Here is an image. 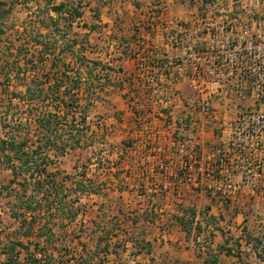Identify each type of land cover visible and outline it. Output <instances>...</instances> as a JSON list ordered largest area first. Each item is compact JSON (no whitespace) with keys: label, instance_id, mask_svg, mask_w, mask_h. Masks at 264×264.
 I'll use <instances>...</instances> for the list:
<instances>
[{"label":"built area","instance_id":"2783aa9c","mask_svg":"<svg viewBox=\"0 0 264 264\" xmlns=\"http://www.w3.org/2000/svg\"><path fill=\"white\" fill-rule=\"evenodd\" d=\"M223 11L218 0L165 22L156 6L130 48L142 103L124 121L140 177L129 189L150 210L175 216L186 207L200 225L192 197L221 207L264 199V15Z\"/></svg>","mask_w":264,"mask_h":264},{"label":"rangeland","instance_id":"374dc122","mask_svg":"<svg viewBox=\"0 0 264 264\" xmlns=\"http://www.w3.org/2000/svg\"><path fill=\"white\" fill-rule=\"evenodd\" d=\"M51 1L54 3L59 2L58 0ZM154 1L156 6H158V13L160 14L161 10L159 8H161V3H158L157 0ZM219 1H221V6L224 8L223 14H227L230 17L264 15V0H235L232 4L228 0ZM44 2L45 0H0V13L11 6L10 13L0 18V137L11 132L14 126L16 127L18 125V120H22L24 127H18V129L24 130L23 136L29 144L34 139V136H32L34 133L33 126L29 122V118L32 116L30 114L32 113V108L35 110L40 107L32 104V102L23 100L25 98L24 95H26V84L30 76L18 75V73L14 74V72L11 76L7 74L8 70H12L15 66L19 68L20 64L23 65L21 66L22 68H25L24 73L26 72L27 66L25 64L28 61L26 57H17L16 50L23 42L24 35L37 33L39 28L37 25L39 21L38 16L46 15L43 12L47 7ZM212 2H218V0H206L204 4ZM244 5L246 7H243ZM230 9L232 11H229ZM67 24V22H64L63 26L65 27ZM50 31L54 33L52 29ZM69 32L70 36L78 38L77 48L81 44L85 47L83 55H85L86 60H98L100 62L99 69H101V66L111 62L113 64V70H119L120 74L116 73L117 75H114V71H109L112 76L110 79L112 86L107 92H102L99 88L101 84L97 83V87L100 89L97 97L98 101L87 110V113L91 115L90 121L95 131L93 133L89 128V130H84L79 133V141L76 148L69 149L66 154H57L59 155L57 156L56 153L59 152L58 150L51 154V161L48 163V167L52 173V177L54 176L56 180H52L51 178L42 180L46 182V187L44 188L43 186L44 191L38 192L37 189L34 191V181L37 180H29L30 182H28L27 180H23L21 176L17 180V183H12L13 172L9 168L11 165H6L7 154L12 155V152L10 150L8 152L0 151V230L4 227L16 228L17 222L11 217V209L13 207L18 208L17 204L21 203L19 199H27V197H23L24 192L28 195L32 194L35 200L41 201L39 207H36L37 209L35 208L36 213L33 216L38 224L45 222L48 218L45 214V209L48 203H53L50 201L53 198L48 194V190L50 189H48L47 184H52V186L56 185V189H54V192L56 191L55 201L58 200L57 202H60V196H67V199L72 198L73 201L79 200L78 206L80 212H82L81 219H92L93 214L96 212V209L93 208L96 202H99V204L102 203V212H110L111 215L117 213L119 207L122 208L123 212H125L124 216L118 217L119 214H117L114 217H105L101 220L106 230L115 231L121 229V226L126 227L124 224L127 221L133 223L132 215L137 211L139 213L135 215H142L141 212H148V216L152 218L151 220L156 221V225L161 227L166 226L167 228L171 224L170 219L167 221L168 212H160L154 209L150 210L147 206L148 204L139 198L136 199L134 204H131L130 200L123 199V194H121V191L130 190L129 184L132 180H138L140 178L135 174L137 169H134L132 164L134 159L128 152L131 138L128 133L129 130L124 124V121L129 119L130 113L132 112L131 107L142 103L140 95L142 91L135 87L132 83L133 81H131L135 74L132 73L134 67L133 71L130 72L122 68V60L126 58L125 55H130L131 45L128 43V39L120 35H111L105 41L90 42L87 40V35L84 32H76L75 30ZM115 42L126 46L122 54L115 51V45L112 46ZM32 50L34 51L35 48L32 47ZM73 59L77 64L81 62L82 58L78 57L77 60L73 57ZM41 64L46 66L45 61L39 63L40 66ZM46 64H49V62H46ZM79 66H83L85 70L87 69L86 65L81 64ZM17 68L15 72H18ZM102 74L101 70H97L93 75L95 78H103L104 75ZM31 118L33 119V117ZM29 144L28 146L31 148L32 144ZM40 158L38 157V160ZM15 160L21 162V160H17L16 158ZM33 168H35V165H33ZM77 178H80L82 182L80 189L74 185ZM18 184H20V187ZM92 191H97L99 197L92 198L90 195ZM100 198L101 200L97 201ZM34 201H27V203H33ZM255 203V201L249 202L247 200L245 204L243 203L244 206L242 207H244L243 213L245 217L242 224L247 227L248 231L244 234L242 233L241 236L246 238L247 235V238L251 240L253 245L257 246V249L264 254V211H258ZM227 205H231V203L226 202L224 206ZM176 209L180 211L185 209V212L188 213V209L184 206L177 207ZM215 216L210 217L209 212H205L200 216V220L203 221L201 227L204 226V228H207L203 239H201V243H205L210 238L213 239V231H221L222 226H224L225 220L222 222L220 213L218 216ZM189 218L194 222L190 216ZM51 223L52 225H48L45 231L47 232V230L49 231L54 228L52 232L54 237L52 238L54 240L53 246L55 247H50L47 250L48 252L54 250L59 251V253L56 252L55 261L50 259L51 262L53 261V264H77V261L72 259L71 256L77 250V245H74L70 241L79 234L78 231H75L79 227H74L73 225V227L71 225H66V227L61 221L53 220ZM98 224L101 225V223ZM90 226H92L91 223ZM145 226L141 224L139 227ZM12 231L10 230L7 234L9 235L7 240L5 239L6 234L3 235L2 233L1 238L3 237V240L0 239V248L3 247L1 245L3 242L7 243L10 239H16V234L10 233ZM34 235L33 233V238H35ZM235 238L237 237L234 233L229 234V239H232L234 246H236ZM217 240L219 239L217 238ZM124 256L126 255L123 254L121 258L116 259L114 264H128L129 259L128 257L124 258ZM255 260L254 264H264V261L261 259L259 261L258 257Z\"/></svg>","mask_w":264,"mask_h":264},{"label":"trees","instance_id":"16d2710c","mask_svg":"<svg viewBox=\"0 0 264 264\" xmlns=\"http://www.w3.org/2000/svg\"><path fill=\"white\" fill-rule=\"evenodd\" d=\"M46 6V10H43L46 15L38 16L37 33L24 35L23 42L16 50L17 57H26L29 62L25 64L26 72L24 73L25 68H22L23 65L20 64L19 68L15 66L18 72H15L16 68L14 67L12 70H8L7 74L11 76L14 72V74L30 76L26 84V95H24L26 99L23 98V100L32 102L41 108L35 110L32 108L33 114L30 115L33 119L29 118L34 130L32 134L34 139L30 142L32 146L29 148V142L23 136L24 130L18 129V127H24L22 120H18V125L14 126L11 132L0 137V151L8 152L10 150L12 152V155L7 154L6 158V165H11L9 168L13 172L12 183H17L20 176L28 182L37 180L34 181V191L37 189L38 192L44 191L43 186L46 187V182L42 180L50 178L56 180L54 176V178L52 177L48 167L51 154L58 150L56 155H64L69 149L76 148L79 133L84 130L87 131L90 128L94 133L95 130L89 120L91 115L87 113V110L98 101L100 89L102 92H107L112 86L109 71L113 69L109 64H105L99 69L100 62L98 60H86L83 55L85 47L81 44L77 48L78 38L70 36L69 31L73 30L74 21L83 13L80 4L51 5L47 3ZM51 9L55 11V16L50 15ZM10 10L11 6L0 13V18L8 15ZM64 22L68 23L65 27L63 26ZM51 29L54 33H51ZM32 47L35 48L34 51ZM73 57L77 60L78 57H81V62L76 64ZM44 61L46 66L43 64L40 66L39 63ZM78 64L86 65L87 69L85 70ZM97 70H101L103 78L94 77L93 74ZM97 83L101 84L100 89L97 87ZM38 157L41 158L38 160ZM15 158L21 162L16 161ZM18 185L20 187V184ZM47 187L50 189L48 194L53 198L50 200L53 203H48L45 209L48 218L42 224H38L33 216L41 201L35 200L32 194L28 195L24 192L23 197H27V199H19L21 203L17 204L18 208L11 209V215L19 222V234L16 235V239L9 240L7 248L4 247L9 259L5 264H53L51 260L55 261L56 252L59 253V251L48 252L47 250L50 247H55L52 238L54 237L52 234L54 228L47 232L45 229L48 225H52L53 220L61 221L64 226L73 225L80 209L79 200L73 201L72 198L67 199V196H60V202L55 201L56 191L54 192V189H56V185L47 184ZM77 187L78 189L82 187L81 181L78 182ZM26 200L35 201L27 203ZM196 226L201 227L199 223ZM33 233L35 238H32V242L29 243H25L19 236L31 237ZM257 255L264 261V254L259 250ZM76 259L79 260L77 264H92L89 262V258L82 254Z\"/></svg>","mask_w":264,"mask_h":264},{"label":"crops","instance_id":"0c3cea01","mask_svg":"<svg viewBox=\"0 0 264 264\" xmlns=\"http://www.w3.org/2000/svg\"><path fill=\"white\" fill-rule=\"evenodd\" d=\"M58 1L54 3L51 0H45L44 3L45 5L47 3L51 5L61 3L80 4V9L83 13L74 21L73 30L86 33L88 41L100 42L105 41L106 38H110L111 35H120L128 39V43L131 46L134 44L136 25L147 19L149 17V10L156 6L154 0ZM157 1L161 3V6L159 5L161 7L159 8L161 10L160 17L165 22H173L178 18H189L206 0ZM228 1L232 4L235 0ZM49 13L52 16L56 15L52 9ZM125 56L126 58L122 60V68L128 70V72L133 71L134 63L131 55ZM80 181L76 180L74 183L76 188H78V182ZM121 194H123V199L130 200L131 204H134L136 199H138L130 190L121 191ZM90 195L94 198L98 196V192L92 191ZM192 199L204 211L203 213L209 212L210 217H216L215 215L218 216L220 213L222 222L225 220L221 231H213V239L210 238L205 243H201V239H203L207 228L196 226V223L190 220V215L185 210H181L180 214L175 216L167 214V221L170 219L171 222L167 228L166 226L161 227L156 225V221L151 220L152 218L148 216V212H141L142 215H135L139 213L137 211L132 215L133 223H129L128 221L126 223L123 222L126 227L121 226V229L109 231L104 229L105 227L101 220L105 217H114L117 214H119L118 217H121L125 215V212L120 207L117 209V213L113 215L110 212H102V203L96 202L93 205L96 212L93 214L92 219H81L82 212H79L73 224L74 227H79L75 230L79 234L70 241L74 245H77V250L71 255L72 259L77 261L76 258L82 254L84 257L89 258V262H92V264H114L116 259L121 258L124 254L126 255L124 258L128 257L131 264H254V260H257L258 257V247L253 245L246 234V238L241 236L242 233L244 234L248 231L247 227L242 224L245 217L243 213L244 207L242 206H244L246 200L254 202V199L245 198L241 207H239L240 204L237 206L231 204L221 207L218 201L210 195L192 197ZM100 200L101 198L97 199V201ZM255 204L258 211H264V199L259 200ZM11 217L17 222H15L17 226L16 228H6L3 226L4 228L0 230L1 240H3V237L1 238L2 233L3 235L6 234V240L9 238L7 234L10 230H13L10 233H15L17 236L19 234V222L13 216ZM90 223L92 226H90ZM98 223H101V225ZM141 224L146 226L139 227ZM232 233L237 237L235 238L236 246L232 243V239H229V234L231 235ZM19 236L25 243L31 242L33 238L32 236ZM29 239L31 240L29 241ZM8 243L9 241L1 244L3 247L0 248V264H5L9 260L8 254L4 250V247L7 248ZM244 258L246 261H244ZM258 259L260 261L259 257Z\"/></svg>","mask_w":264,"mask_h":264}]
</instances>
